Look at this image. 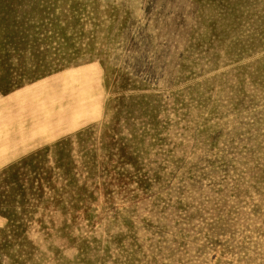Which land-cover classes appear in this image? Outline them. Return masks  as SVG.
Instances as JSON below:
<instances>
[{
  "label": "rangeland",
  "instance_id": "374dc122",
  "mask_svg": "<svg viewBox=\"0 0 264 264\" xmlns=\"http://www.w3.org/2000/svg\"><path fill=\"white\" fill-rule=\"evenodd\" d=\"M42 84L0 264H264V0H0V130Z\"/></svg>",
  "mask_w": 264,
  "mask_h": 264
},
{
  "label": "crops",
  "instance_id": "0c3cea01",
  "mask_svg": "<svg viewBox=\"0 0 264 264\" xmlns=\"http://www.w3.org/2000/svg\"><path fill=\"white\" fill-rule=\"evenodd\" d=\"M26 87L29 86L24 85V88ZM42 87L43 84L34 86L31 89L28 88V91L24 94H17L10 99L13 101L26 99L27 102L32 103V110L25 117L10 119L8 121L10 123L9 126H4L0 130V159H7L5 157L6 150L10 148L20 149V147H23L28 142L34 141L38 133L44 132L45 126L53 124L51 123V119L47 117V114L40 111L36 103L37 100L30 96V94L39 91ZM1 102L2 99L0 98ZM14 120L15 122H13Z\"/></svg>",
  "mask_w": 264,
  "mask_h": 264
}]
</instances>
